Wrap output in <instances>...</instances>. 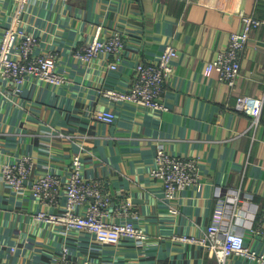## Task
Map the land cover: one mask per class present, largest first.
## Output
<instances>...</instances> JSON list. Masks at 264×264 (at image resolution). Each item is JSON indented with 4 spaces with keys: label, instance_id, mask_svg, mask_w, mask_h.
<instances>
[{
    "label": "crops",
    "instance_id": "obj_1",
    "mask_svg": "<svg viewBox=\"0 0 264 264\" xmlns=\"http://www.w3.org/2000/svg\"><path fill=\"white\" fill-rule=\"evenodd\" d=\"M15 9L12 0H0V36ZM240 11L262 16L264 0H29L24 5L20 24L36 36V50L57 51V69L66 81L29 76L17 90L1 88L0 264H57L63 246L69 257L90 264H218L201 245L178 236H201L227 192L239 194L248 209L249 223L241 226L245 243L264 258V237L251 230L248 208L249 200L264 208V100L255 126L250 115L232 107L238 94L264 99V25L250 33L233 86L205 71L240 28ZM98 24L105 34L118 30L125 38L115 68L104 52L87 62L74 55ZM167 44L177 49L163 92L168 109L115 102L100 92L127 89L135 65L155 62ZM101 110H112L115 120H98ZM160 146L196 157L200 185H188L166 201L163 184L150 173ZM76 154L86 178L106 181L113 206L128 203L124 218L147 233L143 242L126 237L101 244L84 230L39 221L35 214L45 206L32 196L30 182L15 190L1 177L4 162L26 155L32 159L31 178L49 170L66 179ZM225 264L264 263L233 255Z\"/></svg>",
    "mask_w": 264,
    "mask_h": 264
},
{
    "label": "built area",
    "instance_id": "obj_2",
    "mask_svg": "<svg viewBox=\"0 0 264 264\" xmlns=\"http://www.w3.org/2000/svg\"><path fill=\"white\" fill-rule=\"evenodd\" d=\"M15 14L11 23L0 36V93L3 85L14 90L19 89L29 76L37 77L53 84L66 81L64 72L57 69L58 53L56 50L38 51L35 49L37 38L26 31L19 21V14L29 0H12ZM241 26L229 34L226 47L220 50L205 65L207 73L215 72L218 78L233 86L241 70V54L247 44L250 33L264 25V15L258 16L245 11L239 12ZM125 38L120 31L114 30L105 34L101 24L96 25L92 38L75 49L77 59L87 62L104 52L112 56L109 67H117L121 59ZM177 49L172 44L164 46L155 62H138L130 86L125 90L113 87L101 88L100 92L115 102H132L149 109L166 110L163 92L168 76L172 73V61ZM263 96L238 94L233 109L244 112L251 117L255 126L260 119ZM95 117L106 123L115 120L112 110L96 112ZM32 159L21 156L13 162H4L1 166V177L15 190L29 189L35 200L45 207L35 214V218L46 223L61 225L67 230H84L93 235L101 244H117L122 238H130L138 243L147 238V233L135 225L132 220L124 218L128 214L127 202L112 205V193L106 181L100 178H86L82 174V162L79 155L72 158L70 172L63 179L56 172L49 170L31 178ZM151 175L163 184V198L166 201L188 185H200L199 162L194 156L171 154L162 146L155 154V164ZM64 195V203L60 197ZM250 197V196H249ZM242 200L237 193L227 192L219 199L213 209L211 221L201 236L179 235L178 238L201 245L209 254L214 255L218 264H225L230 256H240L252 261L264 263V258L245 243L242 227L246 223L248 209L243 208ZM250 215L253 218L251 230L264 237V208L258 210L255 203L249 200ZM84 204V209L78 206ZM61 209H52L58 208ZM243 208V209H242ZM171 212H177L170 206ZM57 264H90L84 259L80 262L68 255L63 246Z\"/></svg>",
    "mask_w": 264,
    "mask_h": 264
}]
</instances>
